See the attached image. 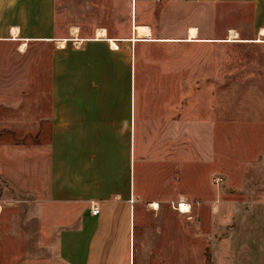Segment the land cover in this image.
Returning a JSON list of instances; mask_svg holds the SVG:
<instances>
[{"label": "crops", "instance_id": "0c3cea01", "mask_svg": "<svg viewBox=\"0 0 264 264\" xmlns=\"http://www.w3.org/2000/svg\"><path fill=\"white\" fill-rule=\"evenodd\" d=\"M115 1H122L121 16ZM59 2L64 18L57 20L56 0H0V41L52 47L48 142L38 161L32 157L36 166L26 174L27 184L8 185L27 198L0 200V264H120L115 257L133 242L135 208L146 198L147 190H134L135 160L161 193L177 192L179 169L195 162L194 122L180 117L178 75L150 69L147 64L161 59L148 50L212 42L207 13L188 14L180 34L177 27L152 26L149 8L247 7L248 27L237 18L231 28L224 26L220 41L264 45V0H75L74 22L67 20L72 3ZM138 27L149 35L138 34ZM190 28L197 34L188 38ZM244 30L251 36L240 38ZM229 31L235 37L227 39ZM137 58L151 93L146 89L138 98ZM222 148L226 154V137ZM225 154L226 184L216 205L223 220L218 264H264V182L250 185L259 193L255 200L230 198V189L242 186L232 185ZM254 203L261 206L257 229L246 215Z\"/></svg>", "mask_w": 264, "mask_h": 264}, {"label": "rangeland", "instance_id": "374dc122", "mask_svg": "<svg viewBox=\"0 0 264 264\" xmlns=\"http://www.w3.org/2000/svg\"><path fill=\"white\" fill-rule=\"evenodd\" d=\"M68 2L72 8L67 11V20L74 22L78 18L74 15L75 0ZM115 4L121 16L122 1ZM59 5L56 0L57 20L64 18ZM194 12L210 16L212 42L193 48L148 50L161 60L147 65L178 75L180 117L194 122L195 162H185L183 170L179 169L177 192L161 193L156 192L154 177L141 174L135 160L134 190L138 195L147 190L146 198L135 208L133 242L122 245V255L115 257L120 264L219 263L223 220L216 205L226 184L224 137L229 143L225 155L231 183L242 186L237 192L234 188L228 190L230 198L240 202L255 200L259 193L251 191L250 185L264 182V45L220 41L226 39L224 26L231 28L240 20L243 27H248L250 9L217 3L206 8L156 4L149 8V23L156 29L161 25L177 27L181 34L182 23ZM248 36L249 30L239 33L240 38ZM19 49L17 42L0 41V200L27 198L8 185L27 184L26 174L31 166H36L32 157L38 161L48 142L47 62L52 47L31 41L23 51ZM136 66L138 98L146 89L151 93L148 79L142 78V58H137ZM190 96L194 98L188 106ZM216 176L223 182L216 184ZM153 201L159 204L156 210L151 207ZM180 201L189 205L188 212L178 211ZM260 208L254 203L245 212L256 229ZM238 214L242 216L244 210L240 209Z\"/></svg>", "mask_w": 264, "mask_h": 264}, {"label": "bare ground", "instance_id": "6f19581e", "mask_svg": "<svg viewBox=\"0 0 264 264\" xmlns=\"http://www.w3.org/2000/svg\"><path fill=\"white\" fill-rule=\"evenodd\" d=\"M99 33H103V31H101ZM137 33L138 34H144V35H147L148 36L149 35V29H147V27H138L137 28ZM262 33H264V30H262ZM196 34H197L196 28H190L188 30V38L194 37V36H196ZM233 37H235L234 32L229 31L228 39H231ZM24 46H25V44H22L19 47L20 48L19 51H23ZM151 207L156 210L158 208V205L157 204H153V205H151ZM177 209H178V211L180 213H186V212L189 211V205L187 203H185L184 201H182L180 203V205H179V208H177Z\"/></svg>", "mask_w": 264, "mask_h": 264}, {"label": "built area", "instance_id": "2783aa9c", "mask_svg": "<svg viewBox=\"0 0 264 264\" xmlns=\"http://www.w3.org/2000/svg\"><path fill=\"white\" fill-rule=\"evenodd\" d=\"M214 182L216 183V184H219L221 181H222V178L220 177V176H216V177H214ZM182 201H180L178 204H177V208H179V205H180V203H181ZM97 208L96 207H92L91 208V213L92 214H96L97 213Z\"/></svg>", "mask_w": 264, "mask_h": 264}, {"label": "trees", "instance_id": "16d2710c", "mask_svg": "<svg viewBox=\"0 0 264 264\" xmlns=\"http://www.w3.org/2000/svg\"><path fill=\"white\" fill-rule=\"evenodd\" d=\"M209 253V252H208Z\"/></svg>", "mask_w": 264, "mask_h": 264}]
</instances>
